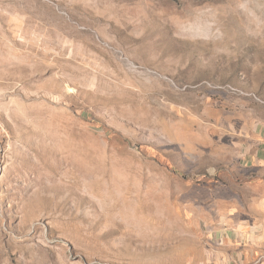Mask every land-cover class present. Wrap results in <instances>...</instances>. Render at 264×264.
I'll return each mask as SVG.
<instances>
[{
    "label": "rangeland",
    "instance_id": "1",
    "mask_svg": "<svg viewBox=\"0 0 264 264\" xmlns=\"http://www.w3.org/2000/svg\"><path fill=\"white\" fill-rule=\"evenodd\" d=\"M255 123L264 0H0V264H202Z\"/></svg>",
    "mask_w": 264,
    "mask_h": 264
},
{
    "label": "crops",
    "instance_id": "2",
    "mask_svg": "<svg viewBox=\"0 0 264 264\" xmlns=\"http://www.w3.org/2000/svg\"><path fill=\"white\" fill-rule=\"evenodd\" d=\"M239 144L238 161L244 167L264 168V124L249 125ZM250 210V211H249ZM236 211L221 219L208 235L202 264H264V205Z\"/></svg>",
    "mask_w": 264,
    "mask_h": 264
}]
</instances>
